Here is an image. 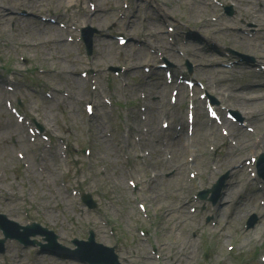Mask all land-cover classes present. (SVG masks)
Instances as JSON below:
<instances>
[{"label":"rangeland","instance_id":"obj_1","mask_svg":"<svg viewBox=\"0 0 264 264\" xmlns=\"http://www.w3.org/2000/svg\"><path fill=\"white\" fill-rule=\"evenodd\" d=\"M94 1L96 8L90 10L87 0H79L74 7H69L65 0H39L38 9L34 8L36 5L18 9L17 0H0L3 10L6 7L24 21L17 25L0 22L3 56L5 60L14 61L11 74L19 83V92L5 98L2 84L6 82L7 71L0 61V212L21 225L30 218L39 220L54 228L67 245H71L73 237L84 238L88 227L93 228L100 242L118 245L116 253L122 264H198L200 261V264H232L239 253L254 254L257 244L264 242V207L259 204L264 195L258 189L256 180H260L250 182L247 169L242 166L248 153L259 157V153L264 152V92H258L264 88L254 85L246 91L235 88L257 76H262L260 80L264 81V72L254 70L264 64V54H260V49H264V23L246 9L249 7L257 13L259 7L254 9L249 0H143L140 4L138 0ZM194 1L198 2L192 4ZM229 7L232 8L230 16L225 14ZM22 9L38 15L58 13V21L67 28L60 30L58 21L46 26L48 35L62 38L55 51L52 42L42 44L29 35L40 36L38 30L42 22L39 18L21 16ZM245 14L259 26L242 19ZM117 19H123L126 25L116 24ZM27 20L33 25L28 26ZM87 24L97 27L93 36L96 46L91 56L86 55L82 42L77 48L67 41V34L77 37L79 26ZM218 24L228 25L230 34L239 39L240 44L229 42L223 34H220L222 39L216 38L214 33L221 32ZM167 25L175 27V33H167ZM145 27L148 32L161 30V36L149 38L143 32ZM118 34L130 38L123 47L117 43ZM134 37H141L155 49L147 46L137 49L140 41ZM170 37L176 44L173 47ZM231 50L253 55L255 62L245 66ZM165 59L172 63L169 69L177 75L187 73L203 84L210 79V89L220 88L214 96L224 106L238 111L254 133H248L245 126L231 124V136L239 138L240 146L234 148L225 144L220 129L205 122L204 108L198 105L193 135L188 136L186 91L182 87L177 104L169 101L173 86L166 83V69L158 67ZM200 63L204 65L197 67ZM187 64H191V74ZM111 65L125 69L115 76L108 72ZM239 65L242 67H237ZM82 70L93 72L98 86L94 93L80 76ZM149 86L155 88L158 95L154 90L149 91ZM235 92L243 93L247 99L262 100L239 106L228 97ZM142 94L146 100L141 98ZM198 95L199 91L197 102H200ZM93 97L98 106L94 114L88 116L83 104ZM105 97L111 100L112 107L104 104ZM5 99L13 103L19 99L24 103L25 120L30 126L35 125L34 121L40 123L43 133L52 138L50 150L44 148L47 142L40 135L35 141L31 140L25 123L18 127ZM151 116L156 119L151 127L158 130L154 136L149 125ZM164 119L169 123L165 130L161 127ZM147 129L150 132L145 137L140 134V130ZM177 131L181 133L178 139ZM182 138L187 140L186 148L174 155V143ZM258 140L262 148L254 150ZM60 141L67 145V159L59 154ZM165 145L167 153L162 152ZM85 146L91 150L90 156H83L81 150ZM17 151L24 154L23 160L16 159ZM231 153L232 159L226 163ZM188 157H194L198 170H194L197 172L194 179L189 178ZM40 161L44 172L38 170ZM232 163L234 174L227 181V194L231 192L232 197L225 195L215 202L221 203L224 211L213 212L217 204L210 201L195 202L197 190L210 187ZM128 174H133L132 178L137 174L142 177L140 189L130 190ZM74 189L92 193L98 205L91 214L80 202L81 191L75 194ZM236 193H242L240 199L246 201L245 205L258 210L263 217L249 233L243 227L248 217L245 206L232 204ZM136 197H141L146 205L148 217L145 219L135 205ZM193 206L195 213L190 212ZM214 213H219L216 229L218 219ZM207 217L213 222L206 221ZM136 223L144 228L145 236L139 234L140 227ZM218 226L223 232H217ZM227 233L230 238L225 237ZM206 243H212L216 256L205 248L202 250ZM226 244L236 245L233 252L226 250ZM6 247L5 254L0 255V264H78L40 254L38 248L25 249L16 241L8 240ZM194 251L193 262L190 254L181 255L187 252L193 255ZM256 258L258 256L241 264H255ZM259 264L264 263L259 261Z\"/></svg>","mask_w":264,"mask_h":264},{"label":"bare ground","instance_id":"obj_2","mask_svg":"<svg viewBox=\"0 0 264 264\" xmlns=\"http://www.w3.org/2000/svg\"><path fill=\"white\" fill-rule=\"evenodd\" d=\"M74 0H68V2L69 3H72ZM251 3V5H253V6H258L259 7V13L255 16V18L257 19V20H259L260 22H262V23H264V0H257V1H253V0H249ZM198 1H194L192 4H196ZM118 23H120V25L122 24V20H118L117 22H116V24H118ZM221 32L220 33H214V36L216 37V38H220V39H222V37L220 36V34H223L226 38H227V40L229 41V42H233V43H238V44H240L239 42H238V40L239 39H237L236 37H234V36H232L231 34H230V32H229V27L227 26V25H224V26H222L221 27ZM144 31H145V29H144ZM157 33H152V32H148L147 33V35L148 36H150V37H152V36H154V35H156ZM241 39H242V37H241ZM60 42L59 41H57V42H54L53 43V45H54V47H53V49L55 50L57 47H58V44H59ZM260 47V46H259ZM258 46H256V48L258 49L259 48ZM260 51H262L261 49H260ZM254 52V51H253ZM145 83H146V79H145ZM147 84V83H146ZM247 89H249V85H247V84H243L242 86H240L237 90L239 91V90H247ZM148 90L149 91H155L157 94H158V91L155 89V88H153L152 86H149V88H148ZM233 96L235 97V99H236V101H237V104L238 105H244L245 103H247V102H250V101H256L257 102V100L256 99H247V98H245V97H243L242 95H240V94H238V93H234L233 94ZM149 122H150V128H151V131H152V134H153V136L154 135H156V133H157V129L155 128V127H151V125H153V124H155L156 123V119H155V117H153V116H151L150 118H149ZM256 145H259V144H256ZM175 147L173 148L174 149V151H176V152H180V151H183L184 149H185V147H186V140L185 139H179V143L178 144H176V145H174ZM254 150H256V149H260V148H258V146H255L254 148H253ZM223 193H225L224 192V189H223ZM229 195V197H232V196H230L231 195V192L228 194Z\"/></svg>","mask_w":264,"mask_h":264}]
</instances>
